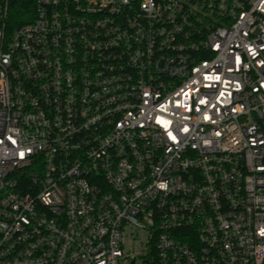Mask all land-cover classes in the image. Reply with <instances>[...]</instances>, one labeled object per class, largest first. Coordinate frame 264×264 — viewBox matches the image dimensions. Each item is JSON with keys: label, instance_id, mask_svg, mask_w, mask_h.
<instances>
[{"label": "built area", "instance_id": "2783aa9c", "mask_svg": "<svg viewBox=\"0 0 264 264\" xmlns=\"http://www.w3.org/2000/svg\"><path fill=\"white\" fill-rule=\"evenodd\" d=\"M11 2L0 264H264V0Z\"/></svg>", "mask_w": 264, "mask_h": 264}, {"label": "trees", "instance_id": "16d2710c", "mask_svg": "<svg viewBox=\"0 0 264 264\" xmlns=\"http://www.w3.org/2000/svg\"><path fill=\"white\" fill-rule=\"evenodd\" d=\"M35 0H12L10 5L11 27L31 20L34 16Z\"/></svg>", "mask_w": 264, "mask_h": 264}, {"label": "rangeland", "instance_id": "374dc122", "mask_svg": "<svg viewBox=\"0 0 264 264\" xmlns=\"http://www.w3.org/2000/svg\"><path fill=\"white\" fill-rule=\"evenodd\" d=\"M136 242V243H135ZM146 232L145 231H128L127 232V237H126V244H125V249L129 250L130 246L132 247H137L139 250L142 249L143 246L146 244ZM155 258L152 254H149L148 256H139L138 257V264H144L145 261L151 262L154 261Z\"/></svg>", "mask_w": 264, "mask_h": 264}]
</instances>
